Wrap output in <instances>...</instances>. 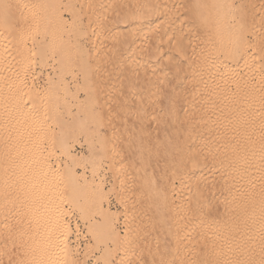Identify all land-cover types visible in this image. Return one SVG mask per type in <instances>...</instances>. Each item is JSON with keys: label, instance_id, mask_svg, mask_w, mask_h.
Segmentation results:
<instances>
[{"label": "rangeland", "instance_id": "374dc122", "mask_svg": "<svg viewBox=\"0 0 264 264\" xmlns=\"http://www.w3.org/2000/svg\"><path fill=\"white\" fill-rule=\"evenodd\" d=\"M68 1L0 0V128H4L0 132V160L3 161H0V163L2 171H4V177H2L3 180L0 183V191L4 193H2L3 200H1L0 206V264H193L195 255H197L196 238L198 239L197 234L199 233L197 222L199 220H195V216L198 217V212L204 210L206 206L198 204L195 197H193L194 195L191 194L193 193L191 192L193 180L190 182V180L186 181L187 179H185L189 173L194 172L193 162H189L192 160L191 157L193 158L196 155L194 148L188 146L187 151L185 147H182L184 145H182L183 142L180 137L183 132H180L182 127L180 130L178 127V125H181L180 122H177V124L172 121L166 123L161 118L160 112H158L160 109L155 111L152 109L153 113H151V116L149 115L150 118H147V116L152 111H147L148 114H146V111L140 112L141 115L138 117V111L142 108L141 105H139L140 108L137 105L139 104L138 101L134 103L132 99L129 100L131 102H119L120 97L122 99L125 94L124 97H127L134 88L130 89L131 92L129 93L126 89L128 87L116 85V79L112 78L113 75L108 70L98 72V70L87 67L94 61V57L85 56L86 54L80 51H92L89 38L93 35H99L96 25L99 19L108 16L109 10L97 2L90 1L84 5L82 0ZM210 1H207L206 4L209 7V9L207 8L208 11L203 12L205 17H200L202 12L199 14L198 27L195 23L193 32L196 28L198 31L194 32V38L192 39L196 41L193 44L198 52L195 51V53L198 57L201 52L199 58H204V56L206 58V48L210 51V49L219 47L220 40L218 37H221L222 33L218 32L220 35L216 33V23H214L216 17L220 11L224 17H226L224 15L226 13L227 17L228 13H234L233 15L231 13L233 18L230 15L231 19L223 17V20H221H228L230 26H234V20L237 21L236 28L238 24L241 26L244 24V29L247 30L243 32L246 39H248L247 42L245 41L246 46L243 45L244 43L242 44L244 54L239 55V59L236 57V61L230 60L231 72L229 71L228 82H226L230 94L226 96L227 100L224 99V101H227L226 103L241 104V108L246 113L254 114L259 107H257L258 103L262 107L264 104V89L261 86L264 84V17L261 16L264 9V0H246V3L244 0H240V2L237 0L228 2L226 0L227 3L225 5L223 2L224 5L230 4V10L232 11H227L228 9L223 6L222 8L226 12L224 13L220 7L218 14L215 11L219 6L211 12L212 3L208 5ZM237 2L245 6H239L241 4H237ZM259 9H261L260 13H258ZM241 11L247 14L243 15ZM214 12L215 19L213 17ZM74 14V19H71ZM258 14V17L261 16L257 21L260 24L255 20L252 21L253 16L256 18ZM76 15L78 18H76ZM63 17L72 21V25L68 34H64V31L61 32L64 35H61V37L65 39V35H67L66 41L68 39L70 42H74V39L75 42L81 41L80 47L77 48L78 50L75 48V50L82 57H79L80 61L77 60L76 63L78 61L84 63L83 61L86 62V59L90 63L86 64L83 69L74 66L72 72L65 67L67 70L65 69L60 73L61 79L57 75L60 80L64 81L60 82L54 74L51 64L53 61L52 52L55 51L57 46L54 42L56 38L54 33L57 32L56 28L59 25L62 26L60 22L64 19ZM57 19H61L60 22ZM203 19H205L204 23ZM261 19L263 20L261 21ZM95 26L96 28H94ZM94 30L96 33L93 34ZM248 30L255 32L251 33ZM252 34H255V36ZM214 35L216 37H213ZM102 37L104 39V36ZM64 39L62 38L60 41L61 47L66 42ZM41 40L44 43L46 42L45 45H41ZM53 44L55 45L53 46ZM40 46H44V49L41 50ZM202 52H204L203 55ZM102 56L101 53L97 57ZM242 56L244 57L240 58ZM218 74L217 76L220 77L221 73ZM56 80L59 82L56 83ZM63 84L64 86H61ZM56 85H60V87L58 88ZM124 87L125 89H123ZM136 88H139L140 91L142 87ZM242 89L247 90L248 96L241 94ZM114 90L115 93L113 94ZM135 90L133 92L137 94L139 91L136 90L135 93ZM250 90H260L258 95L261 92L263 95H260L261 98L258 95L254 97V95L249 94H253ZM133 97L135 98V96ZM210 100L208 99L209 102ZM213 100V104L212 102L209 104L214 106L216 104L217 106V103L220 102V98ZM18 101H20L19 104L22 103L21 101L28 103V105L34 104L33 107L36 110L42 111L40 112L43 120L39 129L31 130L32 133L24 131L20 135L17 134V131L16 134L14 133L13 130L15 129L13 128L27 125L24 122L25 119L21 118L24 111L20 113L19 110H16V113L15 107L13 108ZM208 101L206 100V102ZM214 102L217 103L214 104ZM9 107H11V110L8 109ZM29 107L33 108L32 106ZM81 107L84 108L81 109ZM68 109L77 113L78 118L71 117L68 114ZM218 109L220 111L218 113H223L221 112L222 108ZM143 110L145 109L142 108L141 111ZM128 111L131 113L129 114ZM57 113H61V116L58 117ZM142 113H145L144 117H142ZM6 117H8V121H5L7 122L6 125L2 126V121L6 120L3 118ZM62 126L63 128H61ZM61 139L63 141H60ZM67 150L68 157L65 155ZM5 164H7L6 167ZM66 166L74 167L72 172H74L75 179L73 175L72 177L76 187L72 184L69 185L70 180L67 181V178L64 180V173H67ZM205 172L207 176L211 173L209 177L217 175L214 174L216 171ZM72 177H70L71 180H73ZM263 180L259 183L261 185L257 184L255 185L257 188L255 186L253 188V190L259 188L260 194L262 191L261 199H259V204L257 203L256 206L259 211L258 209H256L257 211L252 210V213L256 212L252 215L258 216V220L257 218V221L252 220L251 217L254 216L250 217L251 212H248L251 221L248 217V219H244L247 222L242 221V224L238 222L235 224L234 219L232 220L234 224L228 223L231 228L237 224L239 226L236 227H244V230L247 228L246 231L241 229L244 233L241 234L242 231H240L239 237H236L240 239H237V242H239L237 244L243 246L259 240V248L262 249L261 254L264 253L262 252L264 251ZM88 181H90L92 188H89ZM72 186L74 188H71ZM68 187L70 190H68ZM235 190L230 191L232 192L231 195ZM242 190H244V187L238 192L235 191L236 197L239 192L240 195L244 192L246 194L250 189L247 188V192L246 188L245 191ZM7 202L8 204H6ZM54 202L60 206H57ZM214 203L217 204L218 202L215 201ZM55 206L58 207H56L58 211L53 210ZM53 214L57 216L59 214L58 219H62L69 229H61L58 223L54 222L56 220H54ZM218 219L221 221V216ZM259 220L261 224H258ZM109 222L110 224H108ZM64 230H68V232L66 233ZM53 248L57 250L54 256L56 258H53L54 263H48V254ZM65 248L70 251L72 262L65 260L64 255L61 254ZM57 252L59 254L56 256Z\"/></svg>", "mask_w": 264, "mask_h": 264}, {"label": "bare ground", "instance_id": "6f19581e", "mask_svg": "<svg viewBox=\"0 0 264 264\" xmlns=\"http://www.w3.org/2000/svg\"><path fill=\"white\" fill-rule=\"evenodd\" d=\"M82 1L84 2V3L82 2L84 5H86L87 2L89 3L90 1L91 2H97L98 4H101V6H104L107 8V10H109L108 16H106V17L104 16L105 18H103L101 20L99 19L100 21L98 20V24L96 25L98 28L97 30H99V32H98L99 35L98 36L93 35L92 37L89 38L91 46H92V51L89 52L87 50L84 52L82 50L83 51L82 52L79 50L81 53H85L86 54L85 56L89 55L90 58L94 57L93 58L94 61H92L90 63L86 59V62L83 61L84 63H79V61H80L79 57L81 58L82 55L79 54V52L76 53L77 51L75 50V48L77 49L78 47H80L81 41L75 42V39H74V42L73 41L70 42L68 39L67 40L68 42H67L65 40V39H67L66 38L67 35H65V39H64V37H61V35H63V34H61V32L64 31V34L65 33L68 34L69 30L71 28L70 26L72 25V21H69L68 19L63 17L65 20L60 19L61 22H60V20L57 19V21H59L62 26H60V25H59V27L57 26L58 27V28H56L57 32L54 33L56 38H55V36H53L55 38L54 39L55 41L52 39V41L56 42L55 44H57L55 51L52 52L53 53V55H52L53 59L51 58L53 60L51 67H52L54 74H56V76L57 75L60 76V73H62L66 68H69L71 70L70 72H72V68H75V67L78 69H83L86 64L90 63L89 65H87V67L89 66L92 69L98 70V72L99 71L101 72V70H104V72H105V70H108L109 72H111L113 75L112 78L116 79V81H115L116 85L118 84V86L120 85V86L128 87L126 89H128L127 92H129V93L131 92V91H129L130 89L132 90L134 88L133 90H135L136 87H140V88L142 87L140 89V91H139V88H136V90L139 91V92H137V94H134V92L132 90L133 93L131 92V94H128L127 97H124L126 94L124 96H122L123 97L122 99L120 97L119 102L120 101L131 102L129 100H132V99H133L132 102H134V103H136L138 101L139 104H137V105L138 106L141 105L142 108L145 109V110L141 111V109H142L141 108L140 111H138L139 112L138 117H139V115H141L140 112L146 111V114H148L150 111H152L148 114V116H147V118H148L149 115L150 116L152 115L151 113H153V110L155 111V110L160 109V111H158V112H160L159 114H160L161 118L166 123H170L172 121V122H175L177 124V122H180L181 125L180 126L178 125V127H179V130L182 127L180 132L181 133L183 132V135H181L180 138L183 142L182 145H184V146H182V145L181 146L185 147V149L188 146L192 147V149L194 148V151L196 153V155L193 158L191 157L192 160L189 159L191 161L188 160L190 163L193 162L194 172L189 173L185 179H187L186 181L190 180V182L193 180L194 183H191L192 184L191 192H193V193H191V192L190 193L192 195H194L193 197H195L198 204H200V205L203 204L206 206H205L204 210L198 212V214H197L198 217L195 216V220L196 219L199 220V221H197L199 224V226H198L199 227L198 228L199 233L197 234L198 239L196 238L197 255H195L194 262L192 261L193 264H264V253L261 254V252H260L262 249L260 250V248H259V246H260L259 245L260 243H258L259 240L255 243L252 241L253 243L250 242L248 244H245L246 243L245 242L244 243L245 245L242 244L243 246H240L241 244L238 245L239 242H237V239L238 240H240V239L236 238V237H239L240 231L244 230L243 229L244 227L240 228V227H236V226L237 225L239 226L240 223L242 224V221L247 222V220H244V219H246V218L248 219L250 214H251L250 217L254 216L252 214H256L255 211H257L256 209H258L256 206H257V203L259 204V201H260L259 199H261L260 196H262L261 195L262 191L260 194V191L258 190L259 188L256 190L255 189L253 190V188H255L256 187L255 185L259 184L260 181L264 179L263 178L264 177V104L262 107L258 103L257 107L258 106L259 107H258L257 111L254 114H248L245 112V110H243L241 108V104L226 103L227 101H224V99L227 100L226 96H228V94H230L229 93L230 91L227 88L228 85H226L227 84L226 82H228L227 76L231 72L230 60L233 59L232 61H234V60L236 61V57H238V59H239V55L241 56V54H244L242 44L244 43L243 45L246 46L245 41L248 39V38L246 39V35L243 32L244 30H247V29H244V27H245V26H243L244 24L242 26L240 24H238L237 28H236L235 25H236L237 21L235 22V20H234V23H235V24L233 23L234 26H230L229 22H227L228 20L226 21V19L224 21H222L224 16H222L221 11L219 14H221L222 17L219 16V14L217 12L219 9H221L223 6L226 5V3H227L226 0H211L212 2L210 0H85V1L82 0ZM207 1H210V4L208 3V5H211V3H212L211 12H213L215 7L219 6V7H217V11L214 10L216 12V14H218L217 17L215 15V12L213 13V15H214L213 17H214V19H215V17L218 19V20L216 19L214 22V23H216L215 24L216 25L215 28L217 31L216 33L218 34V32H219L222 34L221 35L218 34L221 36V37H218L220 40V45H219V47H217L218 50L215 48V49H210V51H208L209 49L206 48L207 52L205 50H203V51L206 52L205 54H207L208 58L207 57L205 58V56H204V58H199V57H201V56H199V54L201 52L198 54V57H197L195 51L196 52H198V51L195 50V45L193 44L196 41L192 40L194 38V32L196 33L197 28L194 32H193V30L195 29V23H196V27H198L197 26V24H198L197 20L200 21V19H198L199 14L202 12L201 13L202 15L200 14V17L203 16L201 18H204L205 16H204L203 12L206 13L209 9V7L206 6ZM227 1L229 2L230 0H227ZM237 1L240 2V0H237ZM244 1L246 3V0H244ZM223 2L225 3V5ZM239 2H237V4H241L239 6H242L243 2L242 3H239ZM245 3H243V4H245ZM244 6H242V7H244ZM98 7H99V5H98ZM225 8L228 9L227 11H232V10H230V8H231L230 4L225 6ZM221 10H223L224 13L226 12V11H224V8H222ZM243 10H245V9H243ZM259 10L260 11L258 13L261 12V9H259ZM56 12H57V10H56ZM231 13H228L229 14L228 17L231 15ZM241 13H242V11H241ZM255 13L257 14V12H255ZM262 13L263 14H261V16L264 17V9L262 10ZM226 14H224L226 16L224 18H228ZM233 14L234 13H232V15ZM242 14L246 15L247 13L243 12ZM251 14L253 15V13H251ZM86 15H88V14H86ZM207 15L209 16V14H207ZM232 15H231V17L233 18ZM235 15L238 16L237 14H235ZM74 16H75V14L72 16L73 18L71 17V19H74ZM254 16H255V14H254ZM254 16H253L254 19L252 18V21L255 20L257 22L259 20V18H261V16L258 17L259 14L257 15L256 18ZM213 17H212V19H213ZM231 17H229V18L231 19ZM76 18H78L77 15H76ZM89 18H90V16H89ZM209 19L210 18L208 17V20ZM214 19H213V21H214ZM219 19H220V21H219ZM86 20H87V18H86ZM204 20L205 19H203V23H204ZM250 20H251V18H250ZM262 20L263 19H261V21ZM93 21H95V20H93ZM217 22H220V23H217ZM256 22H255V24H256ZM257 23H259V22H257ZM86 24H87V22H86ZM217 24H218V27H217ZM259 24H257V25H259ZM202 25H206V24H202ZM96 26L94 28H96ZM211 26H213V25H211ZM95 30L93 31V34L96 33ZM249 32L252 33L253 31H249ZM257 33H258V31H257ZM72 35H73V33H72ZM209 35H211V34H209ZM215 35L213 37H216ZM252 35L255 36V34H252ZM102 36H104V39H102L103 38ZM50 38H51V36H50ZM62 38L66 42L63 43L64 46L62 44V47H61L60 41ZM229 38H231L232 40ZM76 40H78V39H76ZM41 41H39V42H41ZM52 41H51V43H52ZM45 43L42 41L41 45H45ZM55 44H53V46ZM204 45H205V43H204ZM215 46H216V44H215ZM43 47L44 46H40L41 50ZM45 48L47 49V47H45ZM101 53L103 54V56L104 55L105 56L104 57L103 56L97 57L98 54L100 55ZM203 53L204 52H202V55H203ZM243 57L244 56H242L240 58H243ZM77 60H79V61L76 63ZM87 67H85V68H87ZM218 73H221L220 77L217 76ZM108 74L110 75V73H108ZM109 75H108V79H109ZM59 78L61 79V76ZM59 78L57 76V79H59ZM57 81L58 80H56L55 82L58 83L59 81L58 82ZM62 81L63 80H60V82H62ZM56 86H58V88L60 87V85H56ZM61 86H64V84ZM75 86H76V84H75ZM261 86H262V89H264V87H263L264 84H262ZM125 87L123 89H125ZM119 89H120V87H119ZM136 90H135V93H136ZM240 90L241 89L239 88V91ZM239 91L237 90V92H239ZM246 91L242 89L241 94L248 96V93H246ZM250 91H252L253 94H251V93H249V94L254 95V97H256L260 90L259 91L250 90ZM250 91H248V92H250ZM68 93H70V92H68ZM114 93H115V90L113 91V94ZM123 93H124V91H123ZM132 94H134L133 96H135V98L133 96H129ZM239 94H240V92H239ZM237 95H236V97H237ZM260 95H263L262 92H261V94L258 95L261 98ZM240 96H238V97H240ZM231 97H232V95H231ZM114 98H115V96H114ZM215 98H217V99L220 98L219 104L217 103L218 101L214 102V104L217 103V106L219 105L218 108H222L221 112H223V113H218L220 111L217 108L216 104H215L216 107L214 105L209 104L211 102L213 104V101H214L213 99H215ZM103 99H105V98H103ZM208 99H211L210 102L208 101ZM228 99L231 100L229 97H228ZM206 100L208 102H206ZM30 101H32V100H30ZM260 101H262V100H260ZM21 102L22 103L19 104L20 101H18L16 103L17 104L16 106L12 105L13 108L15 107L14 108L15 112H16V110H19L18 112H20V113H22L24 111L21 114V116H22L21 118H23V120L25 119L24 122L27 123V125L25 124L26 126L21 125L20 127L13 128V129H15V130H13L14 133L16 134V131H17L18 135H20V133H23L24 131L25 132H31V130L35 131L36 129H39V126L42 124L41 121L43 120V118L41 116L42 111L39 109L36 110V108L33 107L34 104L28 105V103L26 104L23 101H21ZM126 102H124V103H126ZM142 103H143V105H142ZM62 105H64V104H62ZM101 105H103V104H101ZM29 106H32L33 108H31ZM70 106H71V104H70ZM81 106H83V105H81ZM211 106H213V107H211ZM18 107H19V109H18ZM124 107H125V105H124ZM135 107H136V105H135ZM10 108L11 107H9L8 109L11 110ZM67 108H68V106H67ZM82 108H84V107H81V109ZM118 108H119V106H118ZM139 108H140V106H139ZM14 109L12 110L13 113H14ZM21 109H23V110H21ZM53 110H51V111H53ZM147 111H149V112H147ZM54 112L56 113L55 110H54ZM82 112H83V110H82ZM10 113H11V111H10ZM103 113H105V112H103ZM114 113H116V112H114ZM130 113L131 112H129V114ZM60 114H58V117ZM68 114H70L71 117H77L78 118V116H79L77 113L73 112V110L72 111L69 110ZM134 114H135V112H134ZM144 114L142 117L145 116ZM109 115H110V113H109ZM102 116H103V114H102ZM18 117H20V116H18ZM91 117H92V115H91ZM128 117H129V115H128ZM7 118L8 117L3 118L6 120L2 121V126L6 125L7 122H5V121H8ZM60 118L62 119L63 117H60ZM162 119H161V121H162ZM83 120H86V119H83ZM10 121H9V123H10ZM49 122H48V124H49ZM55 124H56V121H55ZM17 125H18V123H17ZM63 125L65 126V124H63ZM1 128H0V132H2V130H4L3 127H1ZM61 128H63V126ZM41 129H42V127H41ZM10 131H12V130H10ZM60 131H59V134H60ZM64 134H65V132H64ZM59 137H60V135H59ZM60 141H63V139H61ZM1 148L3 149V147H1ZM4 148H5V146H4ZM66 148H67V146H66ZM65 155L68 157V155H69L68 150L66 151ZM0 158H1V156H0ZM0 161H2V159ZM33 163H34V161H33ZM6 165L7 164H5V167H6ZM43 165H44V163H43ZM73 165H71V166H73ZM46 167H47V165H46ZM46 167L44 166L45 169H46ZM73 168L70 166L65 167V169L67 170L66 171L67 173H64L65 174L64 180L67 178L66 179L67 181L68 180L71 181V182L69 181L68 184L69 185L72 184L73 186L76 187V185H74L75 184V181H74L75 177H74V172H72ZM49 169H51V168H49ZM205 171H209V172L210 171L211 172L216 171L217 173L215 172L214 174H217V175L214 176L212 174L214 177L213 176L209 177L211 173L207 172V173H209V176H207ZM3 172L4 171H2L1 163H0V183L3 180L2 177H4ZM68 172H70V173H68ZM43 175H44V173H43ZM72 175H73L74 179H73ZM41 176H42V174H41ZM61 176H63V175H61ZM67 176H69V177H67ZM46 177H47V175H46ZM70 177H72L73 180H71ZM206 177H209V178L207 179ZM47 181H48V179H47ZM62 181H63V179H62ZM89 182L90 181H88V183ZM190 182H189V184H190ZM89 185H90V183H89ZM259 185H261V184H259ZM73 186L71 188H74ZM86 187H88V186L86 185ZM243 187H244V190H242V191H245V188H246V192H247V188L250 190L246 194H244L245 192L243 194L241 193L242 195H240V192H239L237 194V197H236L235 191L238 192ZM89 188H92L91 185ZM233 189L234 190L236 189L233 192V194L235 196L233 194H232L233 195L232 196L231 195L232 192H230V191H233ZM237 189H239V190H237ZM68 190H70L69 187H68ZM2 193L0 191V206L2 203L1 200H3ZM187 193H189V192H187ZM244 195H246L245 198H244ZM189 196H191V195H189ZM189 196H187V197H189ZM5 197H6V195H5ZM57 201H59V200H57ZM215 201H217L219 203V204L218 203L217 204L220 206L215 204L214 203ZM54 203H56V202H54ZM6 204H8V202ZM56 205L60 206L57 203H56ZM57 206H55V209H53V208L52 209L54 211L55 210L58 211ZM216 207L218 208V210ZM197 209H198V207H197ZM219 209H220V212H219ZM254 209H255V211L252 213V210H254ZM260 209L263 210L262 208H260ZM59 211H60V209H59ZM258 211H259V209H258ZM248 212H251V213L249 214ZM53 215H54V217H53L54 220H56L54 222L58 223V226H60L61 229L62 228L67 229L68 228L67 225H65L66 223L64 224L62 219H60V220L58 219L59 214H58V216L55 214H53ZM220 216H221V221H219V219H218ZM255 216L253 217L255 219H253L251 217V219L254 221L258 217V216L257 217H255ZM259 216H260V214H259ZM250 217H249V219H250ZM251 219H250V221H251ZM232 220H233V222H235V224L237 222L239 224H237L236 226L234 225L235 227L231 228L230 226H228V223L234 224L232 222ZM257 220H258V218H257ZM106 222H108V221H106ZM246 222H243V223H246ZM104 223H105V221H104ZM248 223H250V222L248 221ZM108 224H110V222ZM258 224H261V221ZM106 225H107V223H106ZM108 227H109V225H108ZM246 229L244 231H246ZM64 231L66 233L68 232V230H64ZM259 231H261V230H259ZM242 233H244V232L242 231L241 234ZM249 235H251V234H249ZM191 248H193V247H191ZM63 250L64 251H62L63 253H61V254L64 255L65 260H67L68 262L69 261L72 262V257H71L70 251L67 248H65ZM56 251H57L56 248H53V250L52 249L50 250V253L48 254V257H47V258H49L48 263H54L53 258H56V257H54ZM262 252H264V251H262ZM58 254L59 253L57 252L56 256ZM62 259H63V257H62Z\"/></svg>", "mask_w": 264, "mask_h": 264}]
</instances>
